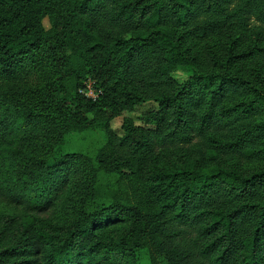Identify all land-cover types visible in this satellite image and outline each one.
I'll return each mask as SVG.
<instances>
[{
	"label": "trees",
	"instance_id": "obj_1",
	"mask_svg": "<svg viewBox=\"0 0 264 264\" xmlns=\"http://www.w3.org/2000/svg\"><path fill=\"white\" fill-rule=\"evenodd\" d=\"M140 1L0 0V202L22 210L0 222V264H264V167L126 172L135 155L153 157L165 140L189 143L212 123L260 117L228 148L264 137V77L204 74L179 39L157 29L169 17L188 27L196 0ZM136 24L148 31L129 34ZM178 66L191 73L181 86L169 78ZM141 74L176 93L144 118L155 134L129 124L116 143L107 129L117 107L144 103L123 84ZM86 76L101 90L96 100L79 92ZM248 91L240 112L215 111ZM97 129L99 149L72 150L70 140ZM49 212L60 238L32 216Z\"/></svg>",
	"mask_w": 264,
	"mask_h": 264
},
{
	"label": "rangeland",
	"instance_id": "obj_2",
	"mask_svg": "<svg viewBox=\"0 0 264 264\" xmlns=\"http://www.w3.org/2000/svg\"><path fill=\"white\" fill-rule=\"evenodd\" d=\"M145 1L142 0L140 3ZM175 1L179 2V0ZM208 4L211 10L206 9ZM256 4H261L264 9V0H216V2L196 0L192 7L194 18L188 27H181L175 23L173 17H169L160 22L157 29H162L175 39H179L183 48L187 50L188 57L194 61L200 72L212 75L230 74L246 83L253 82L256 75L264 77V14L257 11ZM44 25L46 28L49 27L47 20L44 21ZM139 27L140 29L129 34L148 31V28L143 27L142 24H136V28ZM112 42L111 37H104L106 46H110ZM169 78L174 85L181 86L191 78V73L188 68L178 66L170 71ZM123 85L125 92L141 97L144 103L134 107L129 105L117 107V115L109 123L107 130L111 132L116 143L124 137V127L129 124L142 127L147 135L155 134V128L144 126V118L157 111V100L166 95L174 96L176 92L172 87L166 86L162 78H156L155 75L144 77V74H141L136 79H127ZM79 92L92 100H96L101 95V90L95 86L89 76L85 77ZM252 95L253 93L249 91L238 92L222 102L217 101L215 111L236 106L237 111L240 112L243 109L241 105L250 101ZM174 110H170L171 114L167 119L169 123L174 120L172 115ZM201 113L202 111L199 110L197 114ZM258 121L260 117H252L244 122L239 118L235 126L224 128H218L212 123L211 127L206 125L203 127L206 132L202 135L197 136V132L191 131L193 137L189 143L165 140L156 144L153 157L138 155L133 157L127 152L123 153L120 159L125 162L133 157L130 170L126 172L139 174L143 178H147L157 169L170 171L178 167L194 170L228 167L240 171L255 170L264 167V137L246 143L240 148H228V146L235 144L236 136L244 129L245 124ZM194 122L196 126L201 124L198 120ZM160 135L163 138L167 136L166 129ZM152 139L156 143L155 138ZM104 143L105 132L102 129L90 132L84 138L70 140L72 150L88 152L96 151ZM13 215H22L21 208L0 202V222H3L5 216ZM32 216L35 221H42L40 226L45 231L59 237L53 227L52 212Z\"/></svg>",
	"mask_w": 264,
	"mask_h": 264
}]
</instances>
